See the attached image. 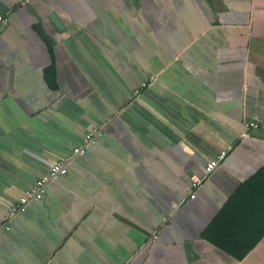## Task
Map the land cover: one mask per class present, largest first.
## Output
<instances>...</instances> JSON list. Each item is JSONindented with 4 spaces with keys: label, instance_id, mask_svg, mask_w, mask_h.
I'll use <instances>...</instances> for the list:
<instances>
[{
    "label": "crops",
    "instance_id": "obj_1",
    "mask_svg": "<svg viewBox=\"0 0 264 264\" xmlns=\"http://www.w3.org/2000/svg\"><path fill=\"white\" fill-rule=\"evenodd\" d=\"M0 17V264H264V0H0Z\"/></svg>",
    "mask_w": 264,
    "mask_h": 264
},
{
    "label": "built area",
    "instance_id": "obj_2",
    "mask_svg": "<svg viewBox=\"0 0 264 264\" xmlns=\"http://www.w3.org/2000/svg\"><path fill=\"white\" fill-rule=\"evenodd\" d=\"M20 4L23 5L28 2V0H19ZM6 21V18L0 17V24L4 23ZM248 128H257L258 124L254 122H249L246 124ZM102 135V129L94 128L91 131H89L85 138L83 139V143L78 146L74 147L71 151V155L68 157H65L63 159H59L57 161H54L48 168L46 174L42 176L41 178L37 179L31 187H29L28 190L24 192V194L19 198V202L17 203L16 207L24 206L29 201H39L42 199L46 186L51 183L55 182L58 179L65 176L68 172V166L72 159L77 156L84 155L87 148L91 145H93L98 137ZM217 162L209 163L206 166V173L212 172L217 167ZM196 186V183H193V187ZM192 197V195H190ZM16 210V208H14ZM7 229L8 225H0V229Z\"/></svg>",
    "mask_w": 264,
    "mask_h": 264
},
{
    "label": "water",
    "instance_id": "obj_3",
    "mask_svg": "<svg viewBox=\"0 0 264 264\" xmlns=\"http://www.w3.org/2000/svg\"><path fill=\"white\" fill-rule=\"evenodd\" d=\"M50 18H51L52 22L55 24V26H56L57 28H59V29L62 28V27H61V23H60L58 17H57L54 13H52V14L50 15Z\"/></svg>",
    "mask_w": 264,
    "mask_h": 264
},
{
    "label": "trees",
    "instance_id": "obj_4",
    "mask_svg": "<svg viewBox=\"0 0 264 264\" xmlns=\"http://www.w3.org/2000/svg\"><path fill=\"white\" fill-rule=\"evenodd\" d=\"M263 171H264V169H262V172H263ZM262 172H261V173H262Z\"/></svg>",
    "mask_w": 264,
    "mask_h": 264
}]
</instances>
